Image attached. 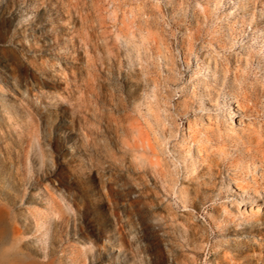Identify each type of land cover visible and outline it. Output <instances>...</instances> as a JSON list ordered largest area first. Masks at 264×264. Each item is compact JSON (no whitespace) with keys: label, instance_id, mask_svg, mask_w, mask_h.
Here are the masks:
<instances>
[{"label":"rangeland","instance_id":"374dc122","mask_svg":"<svg viewBox=\"0 0 264 264\" xmlns=\"http://www.w3.org/2000/svg\"><path fill=\"white\" fill-rule=\"evenodd\" d=\"M263 38L264 0H0V264H264Z\"/></svg>","mask_w":264,"mask_h":264},{"label":"bare ground","instance_id":"6f19581e","mask_svg":"<svg viewBox=\"0 0 264 264\" xmlns=\"http://www.w3.org/2000/svg\"><path fill=\"white\" fill-rule=\"evenodd\" d=\"M263 42H264V38H263ZM207 64H208V69L211 70L210 62L207 61ZM235 108H238V109H239L238 105L235 104ZM234 187H235L237 190L241 191V192H243V190H244L240 185H238V183H235Z\"/></svg>","mask_w":264,"mask_h":264}]
</instances>
